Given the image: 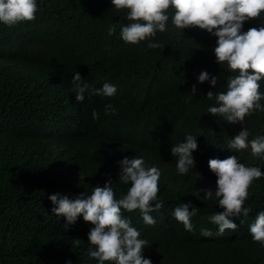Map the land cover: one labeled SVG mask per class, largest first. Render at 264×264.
I'll return each mask as SVG.
<instances>
[{"label":"trees","instance_id":"obj_1","mask_svg":"<svg viewBox=\"0 0 264 264\" xmlns=\"http://www.w3.org/2000/svg\"><path fill=\"white\" fill-rule=\"evenodd\" d=\"M36 3L35 20L12 27L0 23V264H98L87 254L94 226L81 216L65 230V218L52 214L47 197L57 192L70 199L81 192L91 195L95 186L111 179L120 198L130 184L118 180L119 162L134 156L161 171L157 196L163 206L150 213L154 226L143 222L139 209H122L139 238L148 242L144 258L152 264H264V246L249 230L264 211V177L248 189L244 207L249 214L229 217L238 228L222 235H215L218 226L209 219L223 211L218 199H204L203 191L196 196L198 189L215 194L210 159L236 156L264 173V153L227 148L242 128L249 140L264 136V111H253L236 124L208 113L217 105L215 98H206L207 92L226 91L228 79L239 74L226 62L216 63L217 37L199 28L177 29L170 8L166 32L149 38L164 48L149 49L148 39L137 45L121 39L120 24L128 23V10L115 9L111 0ZM260 26L264 11L244 22L242 31ZM201 71L220 78L215 88L197 82ZM75 72L90 87L115 85L116 94L86 95L83 103L76 102L71 92ZM258 83L264 93V78ZM193 84L198 89L194 97ZM107 104L115 115L105 114ZM93 110L99 119L93 120ZM187 135L198 144L192 153L195 168L179 174L170 150ZM189 201L199 207L191 218L193 232L173 216L177 206ZM202 229L213 236H202Z\"/></svg>","mask_w":264,"mask_h":264},{"label":"clouds","instance_id":"obj_2","mask_svg":"<svg viewBox=\"0 0 264 264\" xmlns=\"http://www.w3.org/2000/svg\"><path fill=\"white\" fill-rule=\"evenodd\" d=\"M115 9H127L128 23L120 24L121 39L132 45L149 40V49L164 48L159 42H152L157 33L166 32L169 20L168 10L174 9L172 22L177 29L199 28L217 37L213 53L216 63L225 62L232 71H239L235 77L227 81L226 91L215 93L208 91L206 98H215L217 106L208 108V113L219 115L229 124L242 122L246 115L253 111H264L260 103L264 93L260 92L259 81L264 78V26L249 28L242 31L246 21L258 18L264 11V0H111ZM37 12L36 0H0V23L12 27L25 21H33ZM109 27V35L116 31V24ZM219 77L210 76L207 71H201L197 77L198 83L208 82L213 88L219 83ZM75 100L83 103L85 96L113 97L117 88L113 84L104 83L101 88L90 87L75 72L72 77ZM198 89L195 84L191 86L190 94L194 97ZM106 115H115L116 109L105 105ZM93 120L99 119L96 110L92 112ZM247 129L239 131L228 141L227 148L240 151L250 147L253 156L264 153V136L249 140ZM198 148L196 137L187 135L185 141L171 147L170 154L177 158L176 169L179 174H187L195 168L192 153ZM120 171L118 180L122 184H130L125 195L117 198L111 179L101 187H94L91 195L84 192L73 196L59 192L51 194L47 199L53 205L51 212L58 218L63 216L66 220L65 230L69 225L76 223L77 218L93 225L89 229L88 242L91 246L87 250L90 258L105 264L106 261L115 264H152L144 258L143 249L148 242L140 239V232L132 226L131 220L124 216L122 209L127 212L139 209L142 220L146 225L154 226L156 220L150 215L163 206L158 199V181L161 171L156 166L148 167L143 157H124L119 162ZM208 167L216 176V191L198 189L196 194L204 192V199H218L222 212L209 217L210 221L218 226L215 235H222L226 229L235 231L238 225L229 217L249 214L250 209L244 207L248 198V189L254 180L264 177L258 167H246L240 163L236 156H229L223 160L210 159ZM199 207L190 201L182 202L173 211L174 218L183 224L189 232L195 230L191 218L197 214ZM250 233L254 241L264 246V211L257 213L255 222L250 226ZM204 237L213 236L210 229H202ZM80 243V239H76ZM71 264V261H66Z\"/></svg>","mask_w":264,"mask_h":264},{"label":"rangeland","instance_id":"obj_3","mask_svg":"<svg viewBox=\"0 0 264 264\" xmlns=\"http://www.w3.org/2000/svg\"><path fill=\"white\" fill-rule=\"evenodd\" d=\"M242 124H240L239 126H241Z\"/></svg>","mask_w":264,"mask_h":264}]
</instances>
